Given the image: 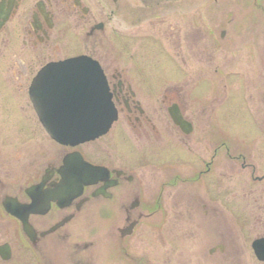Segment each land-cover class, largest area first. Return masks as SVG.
I'll use <instances>...</instances> for the list:
<instances>
[{
  "label": "flooded vegetation",
  "instance_id": "obj_1",
  "mask_svg": "<svg viewBox=\"0 0 264 264\" xmlns=\"http://www.w3.org/2000/svg\"><path fill=\"white\" fill-rule=\"evenodd\" d=\"M73 59L109 148L44 128ZM0 264H264V0H0Z\"/></svg>",
  "mask_w": 264,
  "mask_h": 264
},
{
  "label": "water",
  "instance_id": "obj_2",
  "mask_svg": "<svg viewBox=\"0 0 264 264\" xmlns=\"http://www.w3.org/2000/svg\"><path fill=\"white\" fill-rule=\"evenodd\" d=\"M45 75L66 82H54L52 85L67 87L61 94L68 114L51 124L44 121L45 129L60 144L78 146L105 135L116 120V110L110 100L108 88L101 68L92 60H69L53 68ZM68 108V109H67ZM91 178L99 173L98 167L87 164ZM88 182V181H87Z\"/></svg>",
  "mask_w": 264,
  "mask_h": 264
},
{
  "label": "rangeland",
  "instance_id": "obj_3",
  "mask_svg": "<svg viewBox=\"0 0 264 264\" xmlns=\"http://www.w3.org/2000/svg\"><path fill=\"white\" fill-rule=\"evenodd\" d=\"M208 116L214 117V114L209 113ZM234 121H241V120L235 119ZM115 129H116V126H114L112 132H110L107 136H103V138L100 139L99 142H97L95 145L103 144L104 146H106V147L108 146V148H109V146L111 145L110 141H112L114 133H115Z\"/></svg>",
  "mask_w": 264,
  "mask_h": 264
}]
</instances>
